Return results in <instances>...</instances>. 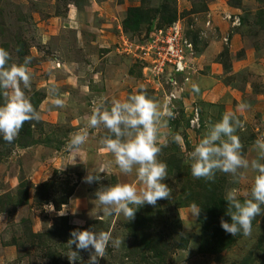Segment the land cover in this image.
I'll return each instance as SVG.
<instances>
[{
  "label": "rangeland",
  "instance_id": "obj_1",
  "mask_svg": "<svg viewBox=\"0 0 264 264\" xmlns=\"http://www.w3.org/2000/svg\"><path fill=\"white\" fill-rule=\"evenodd\" d=\"M160 4L161 0H0V48L9 53V64L31 57V86L24 91L32 105L38 100L34 109L39 115L38 120L24 122L12 142L0 138V264H69L70 232L90 229L109 232L113 241H121L119 246L109 243L99 264H264V215L253 220L250 236L237 234L221 248L189 207L195 202L202 211L205 196L224 198L231 188L243 199L255 174L252 169H241L236 182L221 172L209 182L193 178L185 163L186 152L226 112H233L242 125L234 133L241 155L249 162L257 158L255 141L264 138V0L165 2L175 9V19H180L196 52L192 69L197 72L189 73L174 98L169 95V69L167 75L152 76L143 61L122 49V39L140 44L154 27L165 24L156 11ZM131 6L150 10L149 21L135 32L122 27ZM225 13L235 14L240 25L231 27L223 19ZM183 77L184 73L173 79L182 84ZM140 89L161 111L173 113L164 117L167 126L160 135L167 145L157 155L167 165L163 182L171 196L156 206L139 207L141 225L123 215H97L94 200L101 186L128 183L139 188L134 175L120 173L113 163L111 175L100 173L98 183L83 182L88 172L98 173L102 164L112 161L101 143L110 135L108 130L89 129L78 150L65 149L70 136L86 128L98 103L110 107ZM241 102L249 105L243 112L237 110ZM194 109L198 120L191 126ZM49 181V188L40 187ZM62 197L67 201L58 206ZM50 205L53 211H48ZM65 206V214L58 215ZM203 213L209 226L226 215L216 212L212 218ZM72 250L87 262L88 251L75 246Z\"/></svg>",
  "mask_w": 264,
  "mask_h": 264
},
{
  "label": "clouds",
  "instance_id": "obj_2",
  "mask_svg": "<svg viewBox=\"0 0 264 264\" xmlns=\"http://www.w3.org/2000/svg\"><path fill=\"white\" fill-rule=\"evenodd\" d=\"M9 53L0 48V138L12 142L24 122L38 120V112L34 109L25 89L30 88V73L27 65L31 57H25L23 63L9 64ZM193 91L198 89L193 86ZM55 103L61 106V101ZM249 107L245 102L237 106L243 112ZM171 118L170 110L161 111V106L148 97L143 89L129 95L124 102L113 101L106 107L104 101L98 103L88 117L86 128L70 136L65 144L68 151L78 150L88 139V130L103 127L110 133L102 139L104 149L114 157L113 161L102 164L98 173H87L82 179L84 183H98L100 173L111 175L113 163L124 175H134L140 187L128 183H115L99 187L95 193L97 215L105 218L123 215L127 221L134 218L137 209L145 204L156 206L157 201L169 199L172 190L163 181L167 177V165L157 160L161 148L167 140L160 135V129L167 126L164 117ZM242 127L233 112H226L222 118L212 123L203 134L193 150L186 152L185 163L195 179L213 181L217 172L227 174L236 182L241 169H249L255 173L250 190L244 198H238L235 188L226 190L225 214L229 221L220 220L221 229L232 237L241 234L248 237L252 233V222L257 216L264 215V138L255 141L257 158L249 162L241 155L242 145L234 135L236 128ZM179 141V136H173ZM59 212L58 215H64ZM190 212L197 217L201 207L195 202L190 204ZM48 211H53L50 205ZM112 242L119 246L121 241H113L106 231L73 230L67 241L69 264H99L98 258L104 257L105 249ZM77 250L88 251V260H80Z\"/></svg>",
  "mask_w": 264,
  "mask_h": 264
},
{
  "label": "built area",
  "instance_id": "obj_3",
  "mask_svg": "<svg viewBox=\"0 0 264 264\" xmlns=\"http://www.w3.org/2000/svg\"><path fill=\"white\" fill-rule=\"evenodd\" d=\"M224 20L231 27L240 25L239 18L232 13H225ZM208 24L209 22L206 21ZM225 42L227 39H223ZM122 49L125 54H131L133 57L144 62L146 69L152 76L167 75L169 69L171 77L170 97H176L178 90L186 84L190 72H197V68L192 69L195 62V44L186 33L179 18L162 26L154 27L148 34L145 41L140 44H132L127 38L122 39ZM184 73L182 84L176 83L173 79L175 75ZM186 74V76H185ZM154 78V77H153ZM198 120L197 110L189 117V123L193 126Z\"/></svg>",
  "mask_w": 264,
  "mask_h": 264
},
{
  "label": "trees",
  "instance_id": "obj_4",
  "mask_svg": "<svg viewBox=\"0 0 264 264\" xmlns=\"http://www.w3.org/2000/svg\"><path fill=\"white\" fill-rule=\"evenodd\" d=\"M166 1H168V0H161V4L156 9L158 15L162 16L161 18L165 21L164 22L165 24L173 21L175 19V15H176L175 9H169L168 5H166V6L164 5ZM149 12H150L149 9L142 8L141 6L128 7L126 15L122 21L123 29L125 31H128V32L129 31H132V32L137 31L138 29H140V27L143 23H147L149 21V17H150L148 14ZM19 63H22V62H19ZM19 63H17V64H19ZM37 104H38V100L35 101V104L33 105L34 108H35V106H37ZM21 146H23V144H21ZM51 185H53V181L44 182L40 185V187L49 188ZM204 198H205L204 199V206L205 205L206 206L204 209H202L201 213L198 215L199 221L203 222L202 228H204V229L206 228L205 230H207V229L209 230L211 238H213L218 243H220L221 248L224 246H227L226 244H228V242L230 243V241L232 240V236L230 234L225 233L221 229L220 223H213L211 226H209V225H206L204 223V220H203L204 219L203 217H205L204 216L205 214L203 213L204 210L207 213V216H211L212 218L214 217V214L216 212H219L221 214H225L224 209L226 206V202L224 201L223 197L216 196L214 194H210V198L206 197V196ZM66 201H67V198L62 197L61 199L56 201V204L59 206L60 204L66 203ZM62 218L65 219L66 217H61V219ZM229 219L230 218L227 215H225L224 220L229 221ZM132 220L134 221V223L141 225V217H139L138 213L135 212L134 218ZM138 220H139V223H138Z\"/></svg>",
  "mask_w": 264,
  "mask_h": 264
},
{
  "label": "crops",
  "instance_id": "obj_5",
  "mask_svg": "<svg viewBox=\"0 0 264 264\" xmlns=\"http://www.w3.org/2000/svg\"><path fill=\"white\" fill-rule=\"evenodd\" d=\"M66 22V21H65ZM66 24H69V22L67 21ZM69 28H74V27H69ZM110 159V157H109ZM114 160V157L112 158V161Z\"/></svg>",
  "mask_w": 264,
  "mask_h": 264
}]
</instances>
